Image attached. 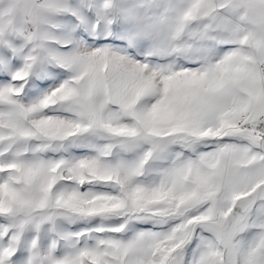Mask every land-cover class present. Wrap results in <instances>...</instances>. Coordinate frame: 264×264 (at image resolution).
Returning a JSON list of instances; mask_svg holds the SVG:
<instances>
[{
    "label": "snow or ice",
    "instance_id": "obj_1",
    "mask_svg": "<svg viewBox=\"0 0 264 264\" xmlns=\"http://www.w3.org/2000/svg\"><path fill=\"white\" fill-rule=\"evenodd\" d=\"M0 264H264V0H0Z\"/></svg>",
    "mask_w": 264,
    "mask_h": 264
}]
</instances>
